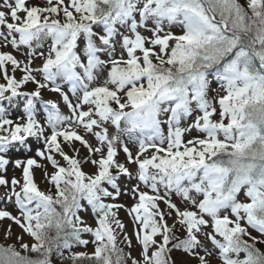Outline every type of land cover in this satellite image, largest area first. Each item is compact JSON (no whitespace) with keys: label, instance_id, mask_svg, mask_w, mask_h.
<instances>
[{"label":"snow or ice","instance_id":"1","mask_svg":"<svg viewBox=\"0 0 264 264\" xmlns=\"http://www.w3.org/2000/svg\"><path fill=\"white\" fill-rule=\"evenodd\" d=\"M257 245L264 0H0V264Z\"/></svg>","mask_w":264,"mask_h":264},{"label":"rangeland","instance_id":"2","mask_svg":"<svg viewBox=\"0 0 264 264\" xmlns=\"http://www.w3.org/2000/svg\"><path fill=\"white\" fill-rule=\"evenodd\" d=\"M65 111H66V110H65ZM177 235H179V232L177 233ZM181 238H183V237H181ZM257 246L261 248V251H264V246H262V245H257ZM209 247H211L210 244H209Z\"/></svg>","mask_w":264,"mask_h":264}]
</instances>
